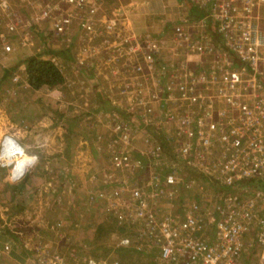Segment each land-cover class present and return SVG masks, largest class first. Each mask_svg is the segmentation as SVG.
<instances>
[{
  "label": "rangeland",
  "instance_id": "obj_1",
  "mask_svg": "<svg viewBox=\"0 0 264 264\" xmlns=\"http://www.w3.org/2000/svg\"><path fill=\"white\" fill-rule=\"evenodd\" d=\"M107 1L93 18L86 7L74 12L69 33L60 37L47 34L52 22L37 21L52 6L48 2L31 0L24 6L8 0V9L0 12V32L15 49L0 57V145L3 137L12 136L30 157H38L18 182L9 177L13 166L10 173L0 169V234L8 242L26 243L36 264H164L155 247L157 236L148 237L143 225L134 226L126 215V206L136 209L129 190L149 193L151 177L176 172L182 179L177 198L174 203L165 199V208L174 214L202 199L212 209L218 193L192 171V131L185 136L179 129L192 111L175 81L200 65L208 68L216 58L213 50L201 64L192 62V41L200 42L202 33L192 29L198 15L192 13V2L180 0L174 8L170 0L163 13L151 5L155 0ZM14 15L23 26L12 35L4 24H16ZM50 48L63 52L54 62L65 82L34 91L23 59L37 52L47 59ZM168 90L179 98L170 107ZM156 146L162 148L158 159L151 153ZM183 149L191 150L188 163L177 153ZM123 153L129 161L146 162L133 172L119 170L112 159ZM20 187L12 197L11 190Z\"/></svg>",
  "mask_w": 264,
  "mask_h": 264
},
{
  "label": "built area",
  "instance_id": "obj_2",
  "mask_svg": "<svg viewBox=\"0 0 264 264\" xmlns=\"http://www.w3.org/2000/svg\"><path fill=\"white\" fill-rule=\"evenodd\" d=\"M20 1L32 5L31 0ZM190 1L205 12L192 26L202 32L200 42L192 41V62L201 64L213 50L216 58L208 68L200 65L196 72L175 81L180 99L192 111L186 112L179 129L184 128L185 136L192 131V169L213 187H227L230 191L216 193L212 209L202 199L174 214L165 208V199L175 202L182 179L176 172L166 173L163 179L157 175L149 182L154 186L151 192L129 190L136 209L126 206V215H130L134 226L143 225L142 232L148 237L157 236L155 247L158 246L161 263L264 264V191L250 183H264V0ZM45 2L52 6L47 4L37 21L52 22L47 34L57 37L69 33L74 12L86 7L88 18H93L99 11L97 4L88 0H42ZM8 7V0H0V12ZM13 18L16 24H4L12 35L19 25L23 26L16 15ZM9 19L6 17V21ZM177 31L182 35L181 29ZM14 51L0 32V57ZM148 59L154 63V57ZM17 79L13 77V82ZM166 93V105L176 104L179 98L175 99L171 90ZM12 143L17 144V140L6 135L0 145V169L9 168V173L18 163L15 159L21 157L14 152ZM161 149L156 146L151 151L155 159L160 157ZM190 152L177 151L187 163ZM25 155L30 157L26 150ZM143 157L147 158L146 153ZM145 162L129 161L124 153L112 159L115 167L128 172L142 168ZM9 177L13 182L21 180L14 173ZM8 250L9 246H4L3 251ZM88 264L106 263L93 260Z\"/></svg>",
  "mask_w": 264,
  "mask_h": 264
},
{
  "label": "trees",
  "instance_id": "obj_3",
  "mask_svg": "<svg viewBox=\"0 0 264 264\" xmlns=\"http://www.w3.org/2000/svg\"><path fill=\"white\" fill-rule=\"evenodd\" d=\"M189 3L190 1L187 2L186 5H189ZM191 10H192V13H198L197 17L192 19V23L196 22L201 17L205 16L204 10L198 9L195 6H192ZM158 48L162 50V45L159 44ZM153 52L155 53V51ZM44 55L47 57V59H41V54L38 52L35 53V55H31L23 59V62L25 65V74L27 78L28 87L34 91L40 90L42 88L53 90L55 88L62 86L65 82V77H64L63 72L60 70L57 63L54 62L55 59L56 60L57 58L62 59L64 57L62 50L54 51L53 49L50 48V49H47ZM156 56L157 55H153V57H156ZM8 71L9 69L6 70L5 76H8L10 74V72ZM119 129L120 128H117V131ZM115 134L118 135V133H115ZM192 171L194 170L192 169ZM203 180L205 179L203 178ZM250 183L264 190V183H261V182H255V183L250 182ZM214 190L219 193H224V192L227 193L228 191H230V188H227V187L215 188L214 187ZM21 191H22L21 187L19 189L13 188L10 192L11 193L10 195H12V197L17 196V194L21 193Z\"/></svg>",
  "mask_w": 264,
  "mask_h": 264
},
{
  "label": "crops",
  "instance_id": "obj_4",
  "mask_svg": "<svg viewBox=\"0 0 264 264\" xmlns=\"http://www.w3.org/2000/svg\"><path fill=\"white\" fill-rule=\"evenodd\" d=\"M20 1V0H19ZM170 0H155L151 5L154 6V8L157 11H161L165 13L166 10L165 6ZM180 0H174L173 4L169 5L170 7L178 8ZM24 6H27L26 3L20 1ZM107 0H97L96 4L99 5V11H102L103 9H106L107 7ZM167 2V3H166ZM129 6H132V2L130 1ZM111 7V6H110ZM98 11V12H99ZM120 13V12H117ZM139 20V19H138ZM14 171V169H13ZM15 173V172H14ZM15 175V174H14ZM14 177V176H13ZM8 239H5L1 237L0 234V264H36L35 258L31 256V251L28 248V245L24 242H15L13 241H7ZM12 240V239H11ZM9 244V250L8 251H3V247L5 245ZM249 264V263H248Z\"/></svg>",
  "mask_w": 264,
  "mask_h": 264
},
{
  "label": "bare ground",
  "instance_id": "obj_5",
  "mask_svg": "<svg viewBox=\"0 0 264 264\" xmlns=\"http://www.w3.org/2000/svg\"><path fill=\"white\" fill-rule=\"evenodd\" d=\"M12 145H15V146H13L14 147V152H18L19 154H21V157L20 158H16L15 159V162L17 163V161H18V163H17V165H20L21 166V168H20V173H17L15 170H14V172H15V175L16 176H19L20 177V179H22V177L27 173V172H29V168L31 167V166H29L28 164H26L25 163V160H26V155H25V151L23 150V148L18 144V142H17V144H15V143H12ZM12 149V148H11ZM13 151V150H12ZM17 165L15 164V165H13V167H14V169L17 167Z\"/></svg>",
  "mask_w": 264,
  "mask_h": 264
},
{
  "label": "clouds",
  "instance_id": "obj_6",
  "mask_svg": "<svg viewBox=\"0 0 264 264\" xmlns=\"http://www.w3.org/2000/svg\"><path fill=\"white\" fill-rule=\"evenodd\" d=\"M25 163L28 164L29 166H35L38 163V157H36V156L28 157V158H26ZM20 168H21V166L17 165V167L14 170L17 173H20Z\"/></svg>",
  "mask_w": 264,
  "mask_h": 264
}]
</instances>
